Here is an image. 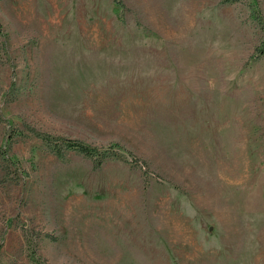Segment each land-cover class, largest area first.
Here are the masks:
<instances>
[{
  "label": "rangeland",
  "instance_id": "rangeland-1",
  "mask_svg": "<svg viewBox=\"0 0 264 264\" xmlns=\"http://www.w3.org/2000/svg\"><path fill=\"white\" fill-rule=\"evenodd\" d=\"M262 48L264 0H0V264H264Z\"/></svg>",
  "mask_w": 264,
  "mask_h": 264
},
{
  "label": "trees",
  "instance_id": "trees-1",
  "mask_svg": "<svg viewBox=\"0 0 264 264\" xmlns=\"http://www.w3.org/2000/svg\"><path fill=\"white\" fill-rule=\"evenodd\" d=\"M254 11L256 12L258 10L255 8ZM255 12L253 14L254 17H256L257 19L259 18L258 20H260L259 13L255 14ZM261 52L262 53L264 52V48L261 49ZM63 149L74 150L88 157L96 156V158L99 159L105 156L104 150H100L95 146H90L75 139L61 138L59 139V141L56 142V144L51 146V151L57 156H60L62 154ZM34 255H36V253L31 251L30 258L34 259L35 258ZM35 263L46 264L39 262L37 260H35Z\"/></svg>",
  "mask_w": 264,
  "mask_h": 264
}]
</instances>
